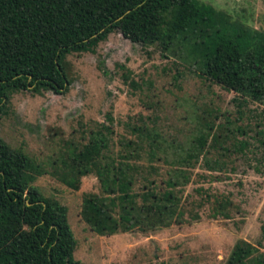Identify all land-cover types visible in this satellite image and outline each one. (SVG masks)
<instances>
[{
  "label": "rangeland",
  "instance_id": "374dc122",
  "mask_svg": "<svg viewBox=\"0 0 264 264\" xmlns=\"http://www.w3.org/2000/svg\"><path fill=\"white\" fill-rule=\"evenodd\" d=\"M198 1L229 26H245L246 48L260 49L264 0ZM64 58L67 91H9L0 138L44 168L33 184L64 206L78 264H224L238 239L264 250V93L254 96L250 80L228 90L117 29ZM90 142L99 147L98 170L115 188L122 174L128 198L106 193L94 170L75 188L58 179ZM86 193L104 203L109 231L81 219ZM122 214L133 218L131 229L112 223Z\"/></svg>",
  "mask_w": 264,
  "mask_h": 264
},
{
  "label": "trees",
  "instance_id": "16d2710c",
  "mask_svg": "<svg viewBox=\"0 0 264 264\" xmlns=\"http://www.w3.org/2000/svg\"><path fill=\"white\" fill-rule=\"evenodd\" d=\"M226 20L198 0H0V113L12 90L66 92L65 54L93 49L114 29L130 42L178 55L199 76L228 90L238 91L250 80L254 96L264 93V42L258 51L247 49L246 27ZM249 69L258 77L249 78ZM121 76L135 87L127 69ZM196 143L202 148L204 136ZM98 154L95 143L82 145L58 179L75 188L80 176L94 170L106 193L118 189L128 198L122 174L115 188L98 170ZM44 172L0 138V264H78L64 206L33 184ZM80 216L97 233L110 230L106 207L93 194L83 195ZM112 223L122 230L135 225L127 214ZM224 264H264V250L238 239Z\"/></svg>",
  "mask_w": 264,
  "mask_h": 264
}]
</instances>
